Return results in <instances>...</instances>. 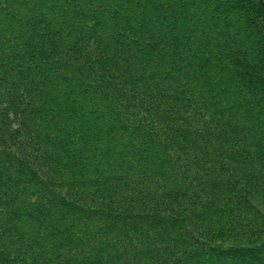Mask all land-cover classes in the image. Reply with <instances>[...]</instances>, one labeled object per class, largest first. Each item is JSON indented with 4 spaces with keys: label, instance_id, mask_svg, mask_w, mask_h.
Returning a JSON list of instances; mask_svg holds the SVG:
<instances>
[{
    "label": "trees",
    "instance_id": "trees-1",
    "mask_svg": "<svg viewBox=\"0 0 264 264\" xmlns=\"http://www.w3.org/2000/svg\"><path fill=\"white\" fill-rule=\"evenodd\" d=\"M190 263L264 264V0H0V264Z\"/></svg>",
    "mask_w": 264,
    "mask_h": 264
},
{
    "label": "rangeland",
    "instance_id": "rangeland-1",
    "mask_svg": "<svg viewBox=\"0 0 264 264\" xmlns=\"http://www.w3.org/2000/svg\"><path fill=\"white\" fill-rule=\"evenodd\" d=\"M201 257H204V255H202V254L198 255L197 258L194 261H191V262H193V263L198 262ZM193 263H190V264H193Z\"/></svg>",
    "mask_w": 264,
    "mask_h": 264
}]
</instances>
